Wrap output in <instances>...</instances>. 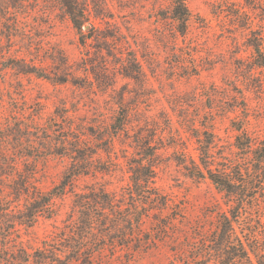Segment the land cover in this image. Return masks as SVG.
I'll return each mask as SVG.
<instances>
[{
  "label": "trees",
  "instance_id": "trees-1",
  "mask_svg": "<svg viewBox=\"0 0 264 264\" xmlns=\"http://www.w3.org/2000/svg\"><path fill=\"white\" fill-rule=\"evenodd\" d=\"M43 1L58 4L68 16L86 50L82 67L90 69L98 83L113 87L115 80L111 79V73L117 72L137 83L144 82L143 63L128 35L112 21L114 13L105 5L106 0ZM39 4L40 0L0 1V47L6 38L8 43L3 46L10 51L16 35H29L26 26L21 25V17L37 21L44 16L32 13L42 10L37 7ZM158 14L160 19L171 20L169 33L177 47L178 36L185 39L193 18L188 0H171ZM249 28L247 43L252 49V60L248 71L264 72V33ZM134 42L139 46L136 39ZM180 58L177 64L186 62L185 56ZM34 60L31 58L29 62L26 57L13 54L7 56L5 49L0 50V64L23 73L60 83L68 82L73 73L67 59L61 67L62 73L55 76ZM190 63L177 65L183 72L180 75L198 73L199 64L194 56ZM79 78L73 75L72 82L82 84ZM255 89L259 94L264 91L263 80L256 82ZM234 90L236 94L226 110L242 113L240 119H232V128L236 131L234 140L219 143L210 128L214 125L216 105H209L210 111L201 122L203 128L189 127L198 143L197 155L183 150L176 159L185 175L210 180L222 194L225 208L219 205L216 219L209 225L199 218H188L183 207L162 193L156 184L164 133L165 130L172 132L173 128L170 117L168 127L162 128L159 134L145 133L142 127L131 134V114L136 105L127 104L125 91L119 93L118 114L107 127H79L66 115L67 109L57 111L61 120L50 117L47 125L35 129L24 121L8 125L13 140L8 141L0 134V264H93L96 256L106 253L110 247L137 251L160 243L172 252L168 264H264V130L248 129V104L242 90L237 87ZM123 134L134 150L121 149L119 155L115 140ZM155 136H158L156 142ZM52 155L67 156L70 164L63 180L45 191L38 184L39 168L35 161L45 162ZM121 156L129 173L126 186L114 191L91 186L76 191L74 213L65 228L44 239L43 245L33 252L21 244L18 225L30 227L41 216L54 215L55 198L66 193L68 186L73 189L76 177L96 171H115L123 165ZM148 219L151 220L149 230L144 227ZM137 236L138 242H128Z\"/></svg>",
  "mask_w": 264,
  "mask_h": 264
},
{
  "label": "rangeland",
  "instance_id": "rangeland-1",
  "mask_svg": "<svg viewBox=\"0 0 264 264\" xmlns=\"http://www.w3.org/2000/svg\"><path fill=\"white\" fill-rule=\"evenodd\" d=\"M105 3L114 13L112 21L128 35L143 63L144 82L137 83L117 72L111 73V79L115 80L113 87L98 83L90 69L82 67L86 50L68 16L58 4L40 0L37 7L42 10L32 13L44 15L43 18L35 21L32 17H21V25L26 26L29 35H16L10 51L3 46L8 43L3 38L0 50L5 49L7 56L26 57L29 62L34 58V62L52 76L62 73L61 67L67 59L73 73L68 82L60 83L0 64V134L12 141L13 134L7 129L8 125L24 121L35 129L47 125L50 117L61 120L57 111L62 109H67L66 115L79 127H107L118 114L119 93L125 91L127 104L136 105L131 114V134L140 127L145 133L159 134L162 128L168 127L170 117L173 128L172 132L165 130L164 133L156 184L162 193L183 207L188 218H199L209 225L216 219L219 205L225 208L222 194L210 180L185 175L176 159L183 150L197 155L198 143L191 129L195 126L203 128L201 122L210 111L209 105H216L214 125L210 128L219 143L234 140L236 131L232 128V119H240L242 113L226 110L236 94L235 87L242 90L248 104V129L251 132L264 130V91L259 94L255 89L258 80L264 82V72L260 69L248 71L252 49L247 43L249 26L264 33V0H188L193 18L185 39L178 36L177 47L169 33L171 20L160 19L158 14L161 8L170 5L171 0H106ZM192 55L199 64L198 73L180 75L183 72L177 65H190ZM180 56H185V63L177 64ZM73 75L80 77L82 84H74ZM155 137L156 142L158 136ZM128 141L124 134L115 140L119 155L121 149L134 150ZM102 156L107 159L105 153ZM120 160L123 165L115 171H96L76 177L73 189L68 186L66 193L55 198L56 212L51 217L41 216L30 227L18 225L21 244L33 252L43 245L44 239L52 238L65 228L74 213L76 191L89 186L114 191L126 186L129 173L122 156ZM35 162L39 168V186L50 191L63 180L70 158L52 155L45 162L39 159ZM150 226L151 220L148 219L144 227L149 230ZM130 241L138 242L139 236L130 238ZM171 256L172 252L163 243L137 251L119 246L97 255L93 264H168Z\"/></svg>",
  "mask_w": 264,
  "mask_h": 264
}]
</instances>
